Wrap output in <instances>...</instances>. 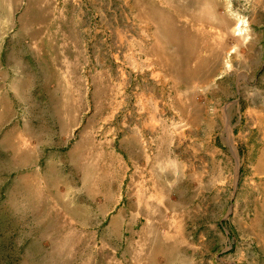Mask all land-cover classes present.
Returning <instances> with one entry per match:
<instances>
[{
    "label": "rangeland",
    "instance_id": "374dc122",
    "mask_svg": "<svg viewBox=\"0 0 264 264\" xmlns=\"http://www.w3.org/2000/svg\"><path fill=\"white\" fill-rule=\"evenodd\" d=\"M152 229L264 264V0H0V264Z\"/></svg>",
    "mask_w": 264,
    "mask_h": 264
},
{
    "label": "crops",
    "instance_id": "0c3cea01",
    "mask_svg": "<svg viewBox=\"0 0 264 264\" xmlns=\"http://www.w3.org/2000/svg\"><path fill=\"white\" fill-rule=\"evenodd\" d=\"M82 207L84 212H87V216L83 218V222L88 221L90 219V212L97 210L99 213L105 211H113L114 215V228H118L121 230L122 228V213L121 210L116 211V207ZM112 209V210H111ZM160 211H164V208L159 209ZM147 211V210H143ZM119 212V213H118ZM146 216V215H145ZM147 217V216H146ZM153 224L158 222L159 219L157 217L150 216ZM145 221L147 220L144 218ZM89 225V223H83V226ZM146 227H142L140 229V233H144ZM151 232V231H150ZM131 232L129 236L123 237L121 234L114 235L113 237H108L109 240H112L114 244L122 245L131 244L133 246H128L127 252L122 254V247L114 249L113 257L109 260L108 264H186L184 261V253L182 252L184 249L183 243L179 244L178 241L170 238L168 234L159 235L158 232L152 229L151 235H142ZM161 233V232H160ZM165 233H168L167 231ZM106 242V237L103 239ZM34 246H37V242H33ZM84 243V242H83ZM136 245V246H135ZM35 250V247H34ZM37 250H40L37 248Z\"/></svg>",
    "mask_w": 264,
    "mask_h": 264
},
{
    "label": "bare ground",
    "instance_id": "6f19581e",
    "mask_svg": "<svg viewBox=\"0 0 264 264\" xmlns=\"http://www.w3.org/2000/svg\"><path fill=\"white\" fill-rule=\"evenodd\" d=\"M238 31H239V33H240L241 29H239Z\"/></svg>",
    "mask_w": 264,
    "mask_h": 264
}]
</instances>
